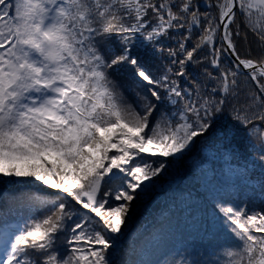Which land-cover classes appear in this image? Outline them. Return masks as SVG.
<instances>
[{"label":"snow or ice","instance_id":"1","mask_svg":"<svg viewBox=\"0 0 264 264\" xmlns=\"http://www.w3.org/2000/svg\"><path fill=\"white\" fill-rule=\"evenodd\" d=\"M238 135L261 175L246 163L212 200L234 243L133 240L119 264H264V208L241 195L264 205V0H0V185L28 210L0 226V264H116L132 202L197 145L215 152L194 179L216 153L233 171Z\"/></svg>","mask_w":264,"mask_h":264},{"label":"trees","instance_id":"2","mask_svg":"<svg viewBox=\"0 0 264 264\" xmlns=\"http://www.w3.org/2000/svg\"><path fill=\"white\" fill-rule=\"evenodd\" d=\"M249 39L251 40V35ZM238 44L241 51L247 47L243 39ZM253 54L255 55V50ZM233 143L237 146L236 157L231 161L233 171H229L221 153H216L220 158L215 161V178L210 183L200 178L194 179L187 165L208 152H215V146L197 145V149L190 158L185 159L183 165L178 164L175 169L170 170L167 177L158 180L154 188L132 202L130 219L123 230L124 236L120 239L119 247L123 251H117L113 257L116 264L121 259L130 258L126 243L131 244L133 240L138 247L160 243L161 252L179 250L186 251L187 254L199 253L209 248L210 243H234L230 236L220 232L218 227H213L215 209L212 200L216 196L229 199L227 193L240 187L239 169L246 163L255 178L261 175V166L257 162L255 168L252 167V154L244 137L238 135ZM256 183L258 179L253 180V184ZM23 191L27 189L24 188ZM22 195L23 192L14 191L10 183L0 185V226L5 221L15 222L20 215L27 217L28 210L20 206ZM241 195L244 199L251 198L253 203L249 205L250 208H264L259 202V189L256 192L249 189ZM5 202H8L7 207ZM8 207L13 208L14 212H8ZM188 258L192 256L189 255Z\"/></svg>","mask_w":264,"mask_h":264}]
</instances>
